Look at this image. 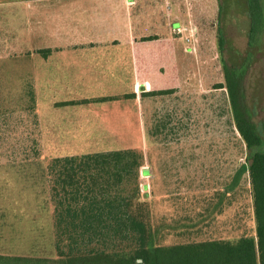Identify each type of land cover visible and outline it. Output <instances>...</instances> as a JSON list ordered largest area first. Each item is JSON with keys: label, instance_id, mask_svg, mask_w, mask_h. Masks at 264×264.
Instances as JSON below:
<instances>
[{"label": "rangeland", "instance_id": "rangeland-1", "mask_svg": "<svg viewBox=\"0 0 264 264\" xmlns=\"http://www.w3.org/2000/svg\"><path fill=\"white\" fill-rule=\"evenodd\" d=\"M215 1L212 7L185 9L186 21L180 31L185 37L187 54L185 84L175 93L155 96L153 108L148 112L152 134L134 139L121 137L120 150L103 152L76 150L80 145L75 142L69 145L72 137L40 134L34 115L33 89L24 87V80L17 82L16 57L10 56L8 60L7 56L10 47H16L14 3L18 0H0V255L55 258L56 246L64 248L68 236L80 233L73 232L71 224L86 226L87 222L72 220L74 214L96 215L100 208L113 214V206L122 214L139 213L151 229L157 219L152 213L156 211L157 215L166 211L167 221L179 219L182 228L179 236L168 241L156 238L158 245L194 244L210 239L235 241L255 235L248 173L240 177L234 191L221 196L238 169L248 166L250 153L233 126L226 90L215 88L225 84L223 65L232 68L249 58L242 82L245 105L255 109L252 110L255 124L264 120V29L249 47L250 22L245 12L237 8L243 2L229 1V8L219 15ZM219 29L225 40L222 53L217 43ZM8 68L11 72L3 76V70ZM177 144L185 145L186 151L157 152L155 148ZM196 145L206 150L202 152L203 158L193 151ZM147 147L149 152L145 150ZM115 152L122 154L121 159L131 156L138 160V165L129 167L122 177L119 189L102 183L100 195L93 191L70 195L59 190V186L58 192L52 190L56 178L50 166L56 159ZM179 154H184L185 160L176 159ZM152 155L158 175L147 182L141 171L147 158L153 160ZM161 170L164 177L160 176ZM210 208L213 227L208 234L195 221L205 218L201 213ZM172 233L177 232H169ZM97 240L93 235L90 241L100 246L97 249L105 250L127 249L130 243L118 237Z\"/></svg>", "mask_w": 264, "mask_h": 264}, {"label": "crops", "instance_id": "crops-1", "mask_svg": "<svg viewBox=\"0 0 264 264\" xmlns=\"http://www.w3.org/2000/svg\"><path fill=\"white\" fill-rule=\"evenodd\" d=\"M14 4L18 36L13 37L16 47L9 46L7 56L8 60L16 57L17 82L24 80L23 86L33 89L40 134L72 137L69 145H80L76 150L106 152L120 150L121 137L152 134L148 121L152 94L175 93L185 84L187 54L180 32L185 9L212 7L213 0H18ZM11 70L4 69L3 76ZM155 148L157 152L186 151L179 144ZM195 148L201 154L206 151L200 145ZM153 161L147 158L142 167L141 176L147 182L158 175ZM157 214L152 213L157 218L152 225L155 240L178 237L179 219L167 221L163 210ZM201 215L205 218L197 219V226L211 234L213 208Z\"/></svg>", "mask_w": 264, "mask_h": 264}, {"label": "trees", "instance_id": "trees-1", "mask_svg": "<svg viewBox=\"0 0 264 264\" xmlns=\"http://www.w3.org/2000/svg\"><path fill=\"white\" fill-rule=\"evenodd\" d=\"M218 1L219 15H222L224 10L229 8L227 3L232 0ZM238 1H242L243 5L237 8L245 12L250 22L248 46L252 47L264 29L263 0H235ZM217 43L222 53L225 40L221 29L217 30ZM46 52L48 51L42 53ZM249 60L244 58L240 65L232 68L223 65L225 84L217 85L215 89L226 90L233 126L250 153L248 166L243 165L238 169L230 184L221 192V196L234 191L240 177L245 172L248 173L254 236H244L235 241L214 240L161 246L156 243L155 234L142 221L139 213L128 215L126 211L127 214H122L123 211L118 212L113 206V214L105 213L104 208H100L96 215L84 212L74 214L72 220L87 222L86 226L71 224L72 231L80 233L76 236H68L64 248L57 245L55 258L0 255V264H264V120L255 124L252 114V110L255 109L245 105L242 82ZM173 92V90L161 91L153 93L152 96H166ZM121 155L115 152L56 159L50 166V171H55L56 178L54 182L56 186L52 190L58 192L56 188L59 186L61 188L59 190L70 195L82 194L83 191L87 194L90 191L99 194L102 192L100 186L102 183L119 189L117 185H120L129 167L138 165L137 158L130 156L121 159ZM67 206L70 208V205ZM69 216L67 211L66 219H69ZM66 219L58 220L64 222ZM107 219H109L108 224H106ZM93 235L98 240L118 237L121 241L127 239L130 243L127 249H97L100 246H95L90 241ZM101 244L104 246L105 243ZM89 245L93 246L88 247Z\"/></svg>", "mask_w": 264, "mask_h": 264}, {"label": "built area", "instance_id": "built-area-1", "mask_svg": "<svg viewBox=\"0 0 264 264\" xmlns=\"http://www.w3.org/2000/svg\"><path fill=\"white\" fill-rule=\"evenodd\" d=\"M186 41H189V39H186Z\"/></svg>", "mask_w": 264, "mask_h": 264}]
</instances>
